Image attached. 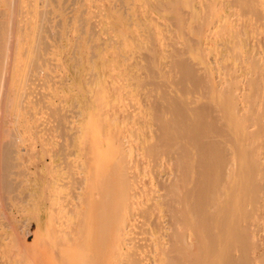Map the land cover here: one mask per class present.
<instances>
[{"label": "rangeland", "instance_id": "1", "mask_svg": "<svg viewBox=\"0 0 264 264\" xmlns=\"http://www.w3.org/2000/svg\"><path fill=\"white\" fill-rule=\"evenodd\" d=\"M248 1L253 3L251 4L253 5L252 10L245 2L243 6L239 5L242 0L239 2L238 0H18L17 5L20 10L17 14L19 15L21 11L24 19L20 14L21 20L18 18V21H23V24L21 22L23 31L21 30L20 37H17L15 46L19 50L21 49V54H16V51H19L16 50V47L13 49L11 61L14 62L11 63L12 67H9L11 68L9 70L15 74L10 75L9 73L8 97L0 105V110H4V112L0 111V132H3L1 140L6 144L10 153L7 164H0V264H40L41 262V264H52V261L58 264L62 261V264H66V254L70 248L87 249L89 247L92 249L95 245L100 248H102L100 245H108L107 248H104L106 264H116L119 260H117L119 251H122V254L130 259L133 255V260L127 258L128 260L121 264H132V262L140 264V261L143 260L142 255L145 256H143L144 259L146 256L147 259H150L148 262L143 260L144 264H153L151 260H154V264H163L160 259L154 257L157 248H154V245L157 246L155 244L157 238L160 237L164 243H169L171 239V241H175L174 230L181 232L183 227L177 226L175 229V223L167 222L169 221V216H167L169 212L165 207L162 208L166 211L163 209L160 212L164 223L162 222L161 228H159V236L156 218L147 219L148 222L145 221L146 219L142 221L140 215L149 206V197L155 193H151L149 196L140 191L142 195L140 194L139 197L142 196V198L138 197V208L133 212L134 217L132 215L129 217V214H126L127 217L124 216L126 218L123 217L127 224L133 223L132 227L130 226L132 233L130 232V237L128 236L126 244L122 246L123 249L119 250L118 247L116 250L114 235L111 233H115L116 225L120 221L121 215L118 212L121 209L122 198H120L119 191L122 184L118 181L116 169L113 170L118 163L115 153L117 147L120 146L119 141H128L130 138L131 141L128 142H131L132 146L139 144L138 140L140 139L135 138L136 140H134L129 129L131 128L130 123L133 125L132 119L141 120V116L152 107L153 103L151 102L153 101H149L152 98L147 101L145 96H154L155 100L157 96L159 99V94H164L167 90L170 95L173 91L174 95H172L176 96L177 94L178 96L181 95L179 91L182 92L186 89L182 84H179L180 82L184 84L190 82V78L187 81L184 74H180L185 66H190L192 72L194 71L193 75H196L191 79L192 83L190 82L194 83L195 89L190 88V83L187 84L189 87L186 85L187 88H190L187 90H190V94L184 90L187 92L186 98L187 95L188 98L193 95L191 90L195 92L194 94L196 91L198 94L200 93L198 96L202 98V91L205 92V88L207 90V87H210L206 92L208 95L205 97L209 101L205 98L200 101L201 103L204 100L209 102L204 103L210 107L209 93L212 91L211 88L213 89L211 81L220 79L221 81L228 80L227 83L230 82V85L227 84L226 88L230 87L231 89L235 83L231 85V82L237 81L238 78L246 93H251L252 89L250 87L248 88L250 91L247 89L249 86L246 81L248 76L249 78L251 75L264 76V0ZM244 4H246L245 9H239L243 8ZM2 7L3 9L7 7L4 11L10 13L7 10V3H3ZM246 10L248 11L246 12ZM45 14L47 18L50 16L49 20L44 17ZM214 19H217L216 21L219 23ZM178 20H181L180 24ZM210 21H214L210 24L215 25L208 26ZM232 21L235 22L232 23ZM222 22L227 26L223 27ZM184 24L188 26H184ZM231 24L232 26H230ZM196 27L197 29L201 28V31L198 30L197 33L201 34L200 38L203 37L200 41L195 33L197 32ZM206 27L212 30V33L207 31L206 34L204 29ZM223 28L237 29H233L236 33L231 32L232 30L227 33ZM214 29H217L216 33L213 31ZM237 33L238 35L235 37L234 34ZM210 34L212 35L210 36ZM148 35H150V39ZM152 35H154L153 38ZM234 37L236 40L237 38L241 40V42L237 41L240 44H236ZM151 40L154 41L155 47ZM197 40L198 42L202 41V44L197 43ZM206 43L209 44L206 45ZM204 45L207 46L206 51L209 47V51H207L209 53L206 52L207 59L203 58L202 52H205V49L201 50ZM235 45L237 48L232 49L231 47ZM197 46L199 47L197 48ZM152 48L158 51L155 55ZM210 48L212 49L210 50ZM223 48L226 50L228 48V50ZM188 49L189 51H187ZM237 49H240L238 53L242 54L241 58L235 57V59L231 55H239ZM231 50L235 52L233 51L232 54ZM210 51L213 55L215 54L211 56L212 58ZM251 54H254V58L258 57L259 63H262L261 67L259 65V70L258 67L255 69L256 67L254 68L251 63L253 60V57L249 56ZM18 55L21 58H18ZM209 57L211 60L208 59ZM229 57L230 59H228ZM250 57L252 58L249 60ZM174 60L184 67L176 64ZM178 60L180 61L178 62ZM205 62L208 63V66ZM216 62L218 63L216 64ZM214 64L216 65L214 66ZM177 65L179 68L176 69ZM223 66L224 70L228 67L229 72H227L228 68H226L227 71H224ZM13 67H15V71ZM207 69L210 70L207 71ZM154 71L157 74H154ZM178 71L180 72L178 73ZM237 72L239 73L237 74ZM150 73L153 76L149 75ZM254 73L256 74L254 75ZM165 74L168 75L171 82L175 80L176 85H181L182 89L177 87L173 90L174 84L167 87L171 82ZM178 75L182 78H178ZM146 76L147 81L156 79L157 84L162 85L165 81L162 86L154 84L162 91L165 87L169 89L165 88L164 92H161L160 89L157 90L156 93L159 94L155 98L156 94L153 89L156 87L151 84L145 85V87L140 86L141 81H146L144 79ZM157 78L160 79V82ZM114 80L125 82L126 86L116 88L118 86L113 84ZM147 81L146 83L149 82ZM166 82L167 85H165ZM262 83L260 85L264 88V82ZM195 85L197 86L195 87ZM202 85L204 89L200 88ZM170 86H172L171 90ZM184 91L183 93H186ZM196 95L193 96L196 97ZM249 96H244L245 100L241 99V101L250 107L255 102L252 101L255 95L251 98ZM257 98L262 97L259 94ZM120 107L124 111L128 109L127 113L132 115H126L128 120L117 118V108L120 110ZM246 117L250 122L256 123L253 120L255 115L249 113V118L248 114ZM256 120L259 121L258 116ZM133 127L136 128L134 125ZM133 127L132 130L135 131ZM113 132L115 134H112ZM252 139L249 142L251 145L254 142ZM134 156L135 158H133ZM134 156L131 158L136 160L138 157ZM139 158L138 161L141 164L142 161L140 162ZM128 160L132 161L130 158ZM142 166L144 165L142 164ZM150 168L147 169L150 172L145 169V171L135 170L139 175L137 179L142 184L149 182L152 177H155L154 175L159 173L165 175L161 174L163 169L158 173L153 168V173ZM164 170L167 171L165 168ZM138 171L141 173L139 174ZM108 174L112 179H109ZM142 184H140L141 187ZM157 184L158 181H155L153 190L163 192ZM140 185L136 187L137 191L141 190V187L137 189ZM110 204L115 208L114 210ZM114 215H117V218L113 220L117 221L118 218L119 220L111 226L113 224L111 218H115ZM104 221L107 223L106 225ZM108 222L111 223L110 228ZM133 225L136 229L133 228ZM108 249H112V251H108ZM124 251H129V255ZM132 251L138 255H134ZM130 261L132 262L130 263ZM150 261L152 263H149Z\"/></svg>", "mask_w": 264, "mask_h": 264}, {"label": "bare ground", "instance_id": "2", "mask_svg": "<svg viewBox=\"0 0 264 264\" xmlns=\"http://www.w3.org/2000/svg\"><path fill=\"white\" fill-rule=\"evenodd\" d=\"M238 2H239V0H238ZM244 2L250 6L251 10L253 9L252 8L253 5H251L253 3H251L248 0H246V1L242 0V2H239V5L242 4L241 6H243ZM3 3L8 4L7 10L10 11L9 14L4 11L7 7L3 9V7H2ZM193 3H194V1H193ZM17 4H18V0H0V21H1L0 22V52L2 54V55L0 54L1 55L0 57H2V58H0V105H1V103H4L6 101V98L8 97L9 73H10V75L15 74V73H11V71H10L11 68H9V67H12L11 63L14 62V61H11V57L13 58V49H15V47H16V50L18 49V47L15 46V43H16L17 37H20L21 30L23 31V25H21V22L23 24V21L20 22L18 20L20 19L19 18L20 14H21L20 15L21 18H23L24 16L22 17L23 14L21 11H20L19 15L17 14L18 10H20V9H18ZM246 4H244L243 8H239V6H237V7L239 9H245ZM21 5H22V3H21ZM22 6H19V7H22ZM246 9H247V7H246ZM21 10H22V8H21ZM247 11L248 10H246V12ZM176 14H178V13H176ZM45 16H46V14L44 15V17ZM45 18H47V17H45ZM49 18H50V16H48L47 20H49ZM130 18H131V16H130ZM216 20L217 19H214L215 22L219 23V21H216ZM180 21H179V24H180ZM183 21L185 22V20H183ZM214 21H210L208 26L211 25L210 23H212V22L214 23ZM220 21H221V19H220ZM4 22L6 24H3ZM233 22H235V21H232V23ZM225 23H228V22H225ZM230 23H228V24H230ZM236 23H238V22H236ZM222 24H224V23L222 22ZM222 24H221V26H223ZM185 25H187V24H184V26ZM213 25H215V24H212L211 27ZM216 25H217V23H216ZM199 26H200V24H199ZM204 26H207V24L206 25L204 24ZM226 26L224 24L223 27H226ZM230 26H232V24ZM230 26H229V28H230ZM239 26H241V25H239ZM206 28L208 29V27H206ZM206 28H204L206 31L205 32L206 34L209 31H211L210 33H212V30H210V29L207 30ZM215 28H217V27L215 26ZM196 29H197V27H196ZM196 29H195V31H196ZM204 29H203V31H204ZM219 29L222 30V28H219ZM223 29L226 30L227 33L229 32V30H232L231 32H235V31H233L234 28L233 29L223 28ZM235 29H237V28H235ZM198 30L201 31V28L197 29V32H195L196 34L198 33ZM216 30L215 29L213 30V31H215L214 33L217 32ZM200 31H199V33H201ZM226 31H224V32H226ZM236 31H239V30H236ZM151 32H153V31H151ZM154 32H155V30H154ZM221 32H223V31H221ZM214 33H213V36H214ZM150 35H148V37ZM200 35L197 34V38ZM211 35L212 34H210V36ZM234 35H235V37H237L238 33L234 34ZM210 36L207 35V37H210ZM153 37H154V35H152V38ZM150 38L151 37H149V39ZM202 38L203 37H201V38L199 37V41ZM193 41H194V39H193ZM234 41H236L237 45H238V43L240 44V42H241V40H239L238 38H237V40L235 38ZM237 41H240V42H237ZM201 42H198V40H197V43H201ZM153 43H154V41H152V45L155 44V43L154 44ZM194 43H192V44H194ZM226 43H227V41H226ZM229 43L230 42L228 41V44ZM207 44H209V43H206V45ZM233 44L234 43L232 41V45ZM206 45H204L203 46L204 48L202 47L201 50H204L207 47ZM237 45H235L234 47H231V48L235 49V47L237 48ZM155 46L156 45H154V47ZM224 46H225V44H224ZM229 46H227V47L229 48ZM193 47H194V45H193ZM198 47L199 46H197V48ZM190 48H192V47H190ZM194 48L196 50V44H195ZM208 48H207V51H209ZM224 48H226V47H224ZM228 48H227V50H228ZM147 49H149V48L147 47ZM211 49L212 48H210V50ZM20 50L18 52L16 51V54L17 53L21 54ZM150 50H149V52H150ZM152 50H153V52L155 51L153 48H152ZM224 50H226V49H224ZM156 51H157V49H156ZM156 51L154 53L153 52L152 53L155 55ZM187 51H189V49ZM207 51L205 49V52H202L204 55L203 58L205 57L207 59V57H208L207 53H209ZM231 51L233 54L234 50H231ZM238 51L240 52V49L239 50L237 49V54H239L237 56H234L235 54L234 55L229 54V55L233 56L234 58L235 57L238 58L242 54V53L241 54L238 53ZM211 52L212 51H210V53ZM204 53L206 54V56ZM157 54L159 55V53H157ZM217 54H219V53H217ZM220 54H221V52H220ZM214 55L212 54V55H210V57L214 56ZM223 55H225V54H223ZM217 56L218 55H216V57ZM249 56L253 57L254 54H251ZM210 57L208 59H210ZM230 57L228 59H230ZM252 57H250L249 60ZM18 58H21V57L19 56ZM154 58H155V56H154ZM154 58H151V59L153 60ZM256 58L253 57L252 58L253 60H251L252 62L251 61L250 62L253 64L254 68L256 67L255 69H257V67H258V70H259V68L261 67L260 64H262V63H259L258 57H256ZM176 59H178V58H176ZM157 60H158V58H157ZM176 61H175V63H176ZM179 61L180 60H178V62ZM154 63L156 64V61H154ZM217 63L218 62H216V64ZM176 64H178V63H176ZM216 64H214V66ZM178 65L176 67L173 66V68L175 67L177 69ZM180 65H181V63H180ZM198 65H200L199 62H198ZM206 65L208 66V63H206ZM259 65H260V67H259ZM16 66L18 67V63ZM182 66L184 67V65H181V67ZM253 66H251V68H253ZM181 67H180V69H181ZM200 67H202V66H200ZM230 67H233V66H230ZM14 68L15 67H13V70L15 71ZM153 68H154V66H153ZM206 68H208V67H206ZM226 68H228V67H226ZM226 68H225V70L227 71ZM254 68L252 70H254ZM208 70H210V69H207V71ZM223 70H224V66H223ZM179 72L180 71H178V73ZM181 72H180V74H182V75L184 74L185 80H187V81L190 80V82L192 83L191 79L193 77H195L196 75L195 76L193 75L194 71L192 72L190 66H188V67L185 66L183 71H181ZM227 72H229V68H228ZM209 73L211 74L212 72H209ZM238 73L239 72H237V74ZM257 73H258V71H257ZM154 74H157V72L154 71ZM255 74L256 73H254V75ZM149 75H152V74L150 73ZM179 75H178V78H182V77H179ZM259 75L258 76H252L251 75L252 77L250 76V78H249V76L247 78V76L245 75V77L247 78L246 81L248 82V85H249V86L247 85L248 86L247 89L249 87L252 89L251 91H250V89H248L251 92L249 94H247L246 91L243 89V87H241L240 82L238 81V78H237V81L231 82V85L235 82L233 84V88H235V89H233V88L230 89V87H229V89H227L226 85L227 84L230 85L229 84L230 82L227 83L228 80L224 81L225 80L224 78H223L224 79L223 81H221L220 78H218V79H220L219 81H215V80L211 79L212 80L211 84L213 82V89L211 88V90H212V91H210L211 93H209V91H208V93L210 95L209 99L211 100L210 101L211 102L210 107L205 105L206 103H204V102L209 101V100H207L208 98L206 99L205 97L208 95V94H206V92L210 87H207L208 88L207 90L205 88V92L202 91V93L203 92L204 93L203 94L201 93V95H203L201 97L203 99L205 98V100H207V101L204 100V102L202 101V103H204V104H202L200 102L202 98H200L198 96L200 93L198 94L196 90L195 91H196L197 95L194 94L195 92L192 90H191V93H193V95H196L197 98L194 97L193 95H190L191 98H188V95H187V98H186L187 92H188V94H190L189 93L190 90L189 91H187V90L190 88H193V89H195V88L193 87L194 83L191 84L190 82H188L187 84L190 83L191 87L187 88V86L189 87V85H187L186 82H185V84L180 82L181 80L185 81L183 79H181V80L179 79L180 80L179 84H182L183 88L186 87V89H184V90H186L187 92L183 90L184 92H186V93H183V91L181 92L177 89L181 95L183 94V96H181V95L177 96L176 90L174 91L176 96H173L174 95L173 91H171L173 95L172 94L170 95L168 93V90L164 94L161 93V95L159 93H156V91L159 89L161 92H164V91H166V89H169V88L165 87L166 88L165 89L164 87H162V88H164V90L162 91L161 88L154 85V84H157L156 79L152 78L155 81H153V80L151 81V79L148 80L150 82L149 83L146 80L147 76L144 79L148 83H146V81L144 82V80L140 82L141 87H145V85L149 86V84H151L153 87H156V88L158 87L157 89L154 88L153 91H155L154 94H156L155 98H156L157 94H159V99H157L158 96L155 99L156 101H158V100L159 101L156 102L153 99L154 96L151 97L149 95V93L147 92L149 97L145 96V99H147V101H148V99L152 98L149 101H153V102H151V103H153L151 109L146 111V113H144V115L141 114L142 115L140 118L141 120L137 119L138 121H135L134 119H132L133 125L136 128H138V130H136V128H134L133 125L130 123L131 128L129 130L131 131V134L133 135L134 140L140 139V140H138L139 144L136 142L137 146H132L131 142H128L129 140L131 141V139L128 138V141H123V140L121 142L119 141L120 146L117 145L118 147H117V151L115 154H116L117 159H118V161H116V162H118V163H116L117 166H115L116 168H114L113 170L116 169V175L119 178L118 181L121 182V184H122V187L120 188V191H119L120 198H122L121 199L122 203H120L121 201L119 202L121 204V206H120L121 209L118 212V213H120L119 215H121L120 221L116 225V228H115L116 230L113 229L114 227L112 228V230H114L115 233L113 231H112L113 233H111L114 235L113 240L115 242L116 250L118 247H119V250H120V248L123 249L122 246H124L126 244L125 242L128 240V236L130 235V232H131L130 226L133 223L127 224L126 223L127 221L125 222L126 219H124V218L127 217L126 214H129V217H130V215L133 216V212L135 210H137V208H138L137 207V205H138L137 201L139 200L138 197L140 194L142 195V193H144V195L146 194V195L150 196L151 193L152 194L155 193L149 197L150 198L149 199L150 204L148 207H146L147 209L145 211H143L142 214L140 215L142 218V221L144 219H146L145 221L148 222L147 219H151L152 217L156 218L157 219L156 220L157 221L156 222V228H157L158 236H159V234H160L159 228H161L160 226H161L162 222L164 223V221H162V219H161L162 214L160 212H162L164 209L162 207H165L169 212V213H167L168 214L167 216H169V218H168L169 221H167V222L171 221L172 223H175L176 224L175 229H177V226L180 228L183 227L181 232H175V230H174L173 235L174 234L176 235L175 241H171L172 240L171 239L169 243H164L163 241H161L160 237L157 238L156 243H155L157 246L154 245V248L157 247L156 248V255L157 256L155 255L154 257H157L158 259H160L163 262V264H264V88L260 85L262 82H264V76L262 75V77H259ZM165 76H166V74H165ZM167 76H166V78H168ZM154 77H156V76H154ZM173 78L175 79V77H172V79ZM234 78H232V79H234ZM12 79H14V78H12ZM209 79H207V80H209ZM215 79H216V77H215ZM248 79L250 82L248 81ZM157 80H158V78H157ZM168 80H169V78H168ZM169 81H167V82H169ZM240 81H242V80H240ZM12 82H14V81H12ZM142 82H144V83H142ZM164 82H163V84H164ZM167 82L165 83V85H167ZM172 82L169 83L167 85V87L170 84L171 85L174 84L175 88L173 87V90L176 89L177 87L180 88L181 85L180 86H179V84L176 85L175 80L173 83ZM113 84L114 85L116 84V86H118L116 88H119L120 86H122V87L126 86L125 82H120L118 80H114ZM158 84H160V83H158ZM199 84L201 85V83H199ZM235 84H237V85H235ZM197 85H195V87ZM262 85H263V83H262ZM209 86H210V82H209ZM171 87L172 86H170V90H171ZM200 88L204 89L203 85L200 86ZM200 88L197 87V89H200ZM143 89H142V91H143ZM180 89H182V88H180ZM260 89H263V90H260ZM147 91H149V90H147ZM198 92H200V90H198ZM150 94H151V92H150ZM184 94H185V96H184ZM245 94H247L248 96L251 94V96H249L250 98L253 97L254 95L255 96L257 95L256 97L254 96L253 97L254 99L252 100L255 102L254 103L252 102L253 104L252 105L250 104L251 105L250 107H249V105H247L249 108L244 104L243 101H241V99L245 100V98H243L244 96L245 97L247 96ZM259 94H260V97H262V98H257V97H259ZM144 95H146V94H144ZM154 103H155V105H154ZM207 103H209V102H207ZM199 104H201V105H199ZM203 105H205V106H203ZM2 107H4V105H2ZM0 108H1V106H0ZM120 108L122 109V107H120ZM120 110H118V108H117V114H116L117 118H120L122 120L123 119L128 120L127 119L128 117L126 118V115L127 114L129 115V113H127V112H129L128 109H126L127 111L125 110L126 112L123 109H122V111H120ZM0 111L4 112V110H0ZM249 113L255 115V118L253 120H255L256 123H252V122H250V120H247L246 116L248 114V118H249ZM129 116H132V115H129ZM257 116H258L259 121L256 120ZM2 117H3V114H2ZM2 122H3V120H2ZM129 122H131V121H129ZM132 127L134 128L135 131L132 130ZM118 129L120 130V128H118ZM136 131H138V132H136ZM2 134H3V132L2 133L0 132V164L1 163L7 164V161L9 160V157H10V153L7 149L6 144H4V142L1 140ZM112 134H115V133L113 132ZM130 137H131V135H130ZM252 138L254 139V142H252V145H251L249 142H250V139H252ZM115 140H117V139H115ZM113 144L115 145V143H113ZM7 151H8V153H7ZM133 154L136 155L138 158L140 157L139 160H140V162L142 161L141 164L139 163L138 158L136 160L134 159L135 161L131 158L134 156ZM128 157L132 161L128 160L129 159ZM133 158H135V156ZM3 160H5V161L3 162ZM142 164L144 166H142ZM149 168H150V170H152V172H153V168L158 173L161 169H163L162 171L165 172L166 170H164V168L167 169V171L165 173H163V172L161 173V174H165V175H160V173L159 174L157 173L158 175H154L155 177H152V179H150L149 182L142 184L141 182H139L140 180L137 179L139 175H137L136 171L138 169H141V170L145 169L147 171V169H149ZM141 172L138 171L139 174ZM147 172H150V171H147ZM110 174H112V173H110ZM113 175L115 176L114 171H113ZM156 176H159V177L156 178ZM109 177H110L109 179H112V177L110 175H109ZM106 178H108V177H106ZM153 178L156 179L155 181H158L157 185L159 186L160 190H162L164 193L163 192H157V191L155 192V190H153L155 188V185H154L155 181ZM109 179H108V181H109ZM147 180H149V179H147ZM138 183L142 184V187ZM138 185H140V186L137 189H140V187H141V190H139V191L136 190V187ZM119 186H121V185H119ZM140 191H142V193ZM140 197L142 198V196H140ZM115 199L118 200V198H115ZM90 205H91V202H90ZM112 205H111V207H113ZM161 208H162V210H160ZM87 209H90V208H87ZM114 209L115 208L113 207V210ZM115 213H116V210H115ZM118 213H117V215H118ZM107 214H108V212H107ZM135 214H136V212H135ZM158 214L160 215V217ZM114 216H112V217H114ZM116 216H115V218H111V221L113 222L112 225H111L112 222L108 220L109 222H111L110 224L108 222L109 228H110V225L113 226L114 223H117V221L119 220V218L117 221L113 220V219L117 218ZM124 216H126V217H124ZM106 224L107 223L105 222V225ZM169 225H171V224H169ZM107 228H108V226H107ZM133 228H134V225H133ZM180 228H178V229H180ZM134 229H136V228H134ZM134 229H132V230H134ZM168 239H170V238H168ZM162 240H164V239H162ZM107 244H109V243H107ZM113 245H114V243L112 244V246ZM100 246L103 248V251H102V248H100L99 246H96V245L94 247H92V249L91 248L89 249V247L87 249H85V248L84 249L83 248H81V249L77 248L76 249V248L72 247V249L70 248L69 252H67V254H66L67 258L65 260V263L66 264H106L107 262L105 260L106 255L104 254V252H105L104 248H107L108 245L107 246L103 245L105 247H103L102 245H100ZM130 246H132V245H130ZM81 250H82V252H81ZM108 251H112V249L111 250L108 249ZM134 251H135V249H134ZM134 251H132V253ZM142 251H143V249H142ZM126 252L124 251L125 254H127L129 251L127 253ZM114 253H115V251H114ZM114 253H113V255H114ZM109 254H110V252H109ZM128 255H129V253H128ZM134 255H138V254L135 253ZM118 256H119V258H117V260L118 259L119 260L117 261L116 264L124 263L126 260L130 259V257L124 256V254H122V251L118 252ZM131 256H132L131 257L132 259H130V260H133V255H131ZM143 256L144 255H142V259L145 262L146 261L148 262L150 260L149 258L147 259V256H146V259H144L145 256L144 257ZM136 257H138V256H136ZM148 257H150V256L148 255ZM134 259H136V258H134ZM143 260L140 261V264H142V262L144 264ZM137 261H139V260H137ZM151 261L153 262V264L155 263L154 260H151ZM151 261L149 263H152ZM131 262L132 261H130V263ZM135 262H136V260H135ZM54 263L58 264L55 261H54ZM54 263L52 261V264H54ZM133 263L134 262H132V264ZM136 263L138 264V262H136ZM136 263H134V264H136ZM44 264H48V263H44ZM49 264H51V263H49ZM60 264H62V261Z\"/></svg>", "mask_w": 264, "mask_h": 264}]
</instances>
